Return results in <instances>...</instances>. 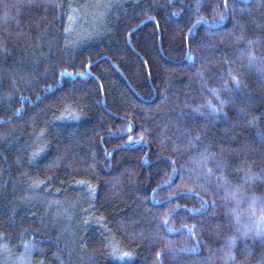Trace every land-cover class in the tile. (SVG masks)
I'll list each match as a JSON object with an SVG mask.
<instances>
[{
	"label": "trees",
	"instance_id": "trees-1",
	"mask_svg": "<svg viewBox=\"0 0 264 264\" xmlns=\"http://www.w3.org/2000/svg\"><path fill=\"white\" fill-rule=\"evenodd\" d=\"M252 192L264 0H0V264H264Z\"/></svg>",
	"mask_w": 264,
	"mask_h": 264
},
{
	"label": "clouds",
	"instance_id": "clouds-1",
	"mask_svg": "<svg viewBox=\"0 0 264 264\" xmlns=\"http://www.w3.org/2000/svg\"><path fill=\"white\" fill-rule=\"evenodd\" d=\"M235 207L228 210L233 217V223L242 236H253L254 238H264V193L247 195L246 200H237ZM247 203L246 208H241L240 204ZM242 218H246L242 220ZM235 236L229 238V243L234 242Z\"/></svg>",
	"mask_w": 264,
	"mask_h": 264
},
{
	"label": "snow or ice",
	"instance_id": "snow-or-ice-1",
	"mask_svg": "<svg viewBox=\"0 0 264 264\" xmlns=\"http://www.w3.org/2000/svg\"><path fill=\"white\" fill-rule=\"evenodd\" d=\"M220 19L223 20V16H221ZM201 22L208 23V22L205 20V18H203V17H201L199 20H197L196 23H197V24H200ZM194 27H195V25H194ZM89 67H90V65H89ZM230 74H231V73H230ZM61 75H72V73H68V72L65 70L64 72L61 73ZM76 75L84 76V75H87V73H86V72H79V73H76ZM231 79H232V81H233L237 86H239L240 81H239L238 78L232 76ZM211 91L215 94L216 98L219 99V90H218V89H211ZM220 103L223 104L224 101L221 100ZM208 106H209L213 111H216L215 106L212 104V102H211L210 100L208 101ZM134 130H135V129L130 125V126L128 127V129H127V132H128V133H131V132H133ZM128 141H129V142H133V143H140V142H143V141H144V137L141 136L139 141H133V137H132V135L129 134V135H128ZM168 222H169L168 220H164V221H163L164 224H167ZM125 255H127V254H125Z\"/></svg>",
	"mask_w": 264,
	"mask_h": 264
}]
</instances>
